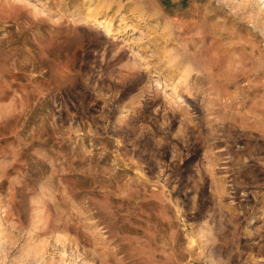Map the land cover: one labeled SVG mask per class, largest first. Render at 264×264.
I'll return each mask as SVG.
<instances>
[{
	"label": "rangeland",
	"instance_id": "obj_1",
	"mask_svg": "<svg viewBox=\"0 0 264 264\" xmlns=\"http://www.w3.org/2000/svg\"><path fill=\"white\" fill-rule=\"evenodd\" d=\"M0 264H264V1L0 0Z\"/></svg>",
	"mask_w": 264,
	"mask_h": 264
},
{
	"label": "bare ground",
	"instance_id": "obj_2",
	"mask_svg": "<svg viewBox=\"0 0 264 264\" xmlns=\"http://www.w3.org/2000/svg\"><path fill=\"white\" fill-rule=\"evenodd\" d=\"M264 1V0H263ZM126 17V16H125ZM100 23H104L105 24V22L104 21H101L100 20ZM171 84V83H170ZM172 85H169L168 87L170 88Z\"/></svg>",
	"mask_w": 264,
	"mask_h": 264
}]
</instances>
